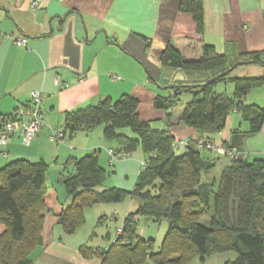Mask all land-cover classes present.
<instances>
[{
  "label": "trees",
  "instance_id": "obj_1",
  "mask_svg": "<svg viewBox=\"0 0 264 264\" xmlns=\"http://www.w3.org/2000/svg\"><path fill=\"white\" fill-rule=\"evenodd\" d=\"M179 10L189 13L201 32L202 0H180ZM159 60L161 65L181 71L182 79H170L162 86L171 93L157 94L155 108H172L178 95L188 92L191 98L177 123L195 129L200 136L220 131L232 110L248 122V133L260 131L264 103H246L245 98L252 88L264 85V74L239 77L232 73L245 64L264 67L262 52L242 53L230 60L212 45L203 44L199 58L186 59L167 44ZM225 82L233 85L231 95L214 91L218 83ZM138 104L136 97L127 94L116 99L104 97L95 105L65 112L61 127L65 135L72 136L101 124L103 137L115 140L116 151L131 155L138 150L146 165L140 167L130 192L101 188L106 172L96 151L72 157L73 173H59L70 200L65 205L58 200L56 190L45 184L44 161L15 159L0 168V264H32V251L42 245L46 213L56 216L62 228L72 232L83 223L85 206L120 202L127 195L134 200L135 209L124 217L121 232L106 250L79 246L84 258L98 257L100 264H145L147 260L185 264L197 256L203 260L213 253L233 251L236 258L224 264H264V160L229 159L218 177L204 181L202 174L213 168L219 156L205 155L197 140H188L178 154L180 148H172V113H167L164 129H152L140 120ZM12 113L4 116L0 125ZM141 216L167 221L157 250L153 249V239L136 233Z\"/></svg>",
  "mask_w": 264,
  "mask_h": 264
},
{
  "label": "crops",
  "instance_id": "obj_2",
  "mask_svg": "<svg viewBox=\"0 0 264 264\" xmlns=\"http://www.w3.org/2000/svg\"><path fill=\"white\" fill-rule=\"evenodd\" d=\"M33 1L35 9L31 8ZM179 2L0 0V121L37 90L42 94L44 124L29 144L22 143L19 133L14 134L1 149L0 168L15 159L73 165L72 157L96 151L93 147L77 155L65 150L70 141L51 144L50 128L61 129L65 112L95 105L104 97L116 99L127 94L137 98L141 93L152 101L162 91L168 95L169 90L162 86L170 79H180L182 72L161 65L160 52L167 44L186 59L199 58L201 46L207 44L230 60L242 53L262 52L264 61V0H202L201 32L192 16L179 10ZM19 37L26 38L25 45L14 44L13 38ZM235 73L239 77L262 75L264 67L240 65ZM151 82L158 89L152 88ZM63 83L67 86L61 87ZM229 84L227 95L233 92ZM245 102L262 105L264 85L252 88ZM150 108L151 104L144 110ZM179 115L174 114L175 124L170 128L175 141L207 138L215 145L237 147L243 160H264V122L260 131L248 133V122L232 110L220 131L200 136L195 129L177 123ZM219 172L220 168L206 175L216 178ZM144 219V223L153 220L139 218L136 233L141 238L139 222ZM58 226L56 216L46 213L43 245L35 248L39 253L32 257V264H100L98 257L84 258L76 243L55 236Z\"/></svg>",
  "mask_w": 264,
  "mask_h": 264
},
{
  "label": "rangeland",
  "instance_id": "obj_3",
  "mask_svg": "<svg viewBox=\"0 0 264 264\" xmlns=\"http://www.w3.org/2000/svg\"><path fill=\"white\" fill-rule=\"evenodd\" d=\"M236 75V73L234 74ZM189 76H187L188 78ZM147 79V77H146ZM182 79V77L180 78ZM180 79L177 78L179 81ZM185 81V79H184ZM170 83V80L166 82ZM230 82L218 83L214 87V91L226 93L225 90H229L231 85ZM152 88L158 89L157 85L154 83H150ZM225 88V89H224ZM139 91L146 92V90H142V88L138 89ZM171 92L168 93V95ZM141 96L137 97L139 99L138 104L140 106V110L138 111V115L140 120L147 121L149 123L150 128L152 129H164L166 127V115L168 112L172 113V117L174 119L175 113H181L185 103L190 100L191 95L188 92H182L178 95V101L175 102L172 108L163 109V108H155L153 105V99L150 101L148 95L141 94ZM156 95V94H155ZM162 95L166 96L165 92L162 91ZM152 102V103H151ZM151 104V110H144V108H148ZM54 128V127H53ZM56 128V126H55ZM50 128V132H51ZM57 129V128H56ZM103 125H98L90 130H79L72 136H67L64 141H70L67 144L65 150L73 152V154L82 155L87 152V150L91 151L93 147L96 149V155L99 156L100 166L104 168L106 172V177L101 185V188L104 187H117L125 191H132L136 182L137 175L139 170L142 168L140 165V161L143 159V156L140 154L138 150L134 151L129 157L124 159H116L113 163H110L108 160L107 149L110 147L116 146V142L114 139L108 140L105 139L102 135ZM129 132V131H128ZM37 136L32 137L28 141H25L20 137L23 144H29L30 140ZM10 139V138H9ZM8 139V140H9ZM202 139V138H201ZM49 140V137H48ZM198 141L200 140L197 139ZM50 141V140H49ZM63 141V142H64ZM186 141V140H184ZM188 141V140H187ZM51 144H64L58 143L55 141H50ZM226 145V144H223ZM92 147V148H91ZM72 148V149H70ZM99 148V151L97 150ZM116 149V148H115ZM114 149V150H115ZM183 149H178L177 153L182 152ZM201 151L207 155L211 154L209 151H206L204 148H201ZM93 152V151H92ZM212 157H218V155H207ZM230 158L225 156H219L217 159V163L213 166V168L209 169L207 172L202 174V178L205 177L212 181L213 178H208L210 172L218 171V169L222 168ZM239 159V158H236ZM141 167V168H140ZM74 167L72 164L68 163L64 166H54L53 163L47 164L46 172H45V183L47 187H53L57 194L58 200L61 201L64 205L67 204L68 197L65 191V188L61 181L59 180V173H72ZM209 172L208 175H206ZM204 176V177H203ZM135 204L134 200L127 195L122 201L116 203H97L94 205H88L84 207L83 223L79 224L72 230V232L65 231L62 226L59 224L58 227L55 228L54 233L55 236H58L63 242L67 243H76L77 246L86 245L91 249L98 250H106L111 243L115 240V233L122 227L124 217L128 211H134ZM45 217V216H44ZM149 220H152L148 217ZM203 219H207V216H204ZM144 219L139 222V228L141 233H143L144 238L153 239V249L157 250L161 245L163 237L167 231V221L162 219L159 221H150L146 222ZM44 222V220H43ZM43 226V223H42ZM43 245V238H42ZM36 246L37 248L39 246ZM69 245V244H68ZM78 246V248H79ZM35 247V248H36ZM34 248V249H35ZM36 248V249H37ZM32 251L31 257L37 256L38 251ZM91 258V257H89ZM236 258V254L233 251H225L219 253H213L208 256H205L203 260H201L198 256L192 258L185 264H224L225 262L233 261ZM145 264H155L152 260H147Z\"/></svg>",
  "mask_w": 264,
  "mask_h": 264
},
{
  "label": "built area",
  "instance_id": "obj_4",
  "mask_svg": "<svg viewBox=\"0 0 264 264\" xmlns=\"http://www.w3.org/2000/svg\"><path fill=\"white\" fill-rule=\"evenodd\" d=\"M37 7V3L33 1L31 3V8L35 9ZM2 41V34L0 32V43ZM13 42L16 46L25 45L26 38L19 37L13 38ZM83 78H79L81 81ZM67 86L66 83H63L61 87ZM41 103H42V94L35 90L32 91L29 95V100L24 103L18 105L11 116H8L2 120L0 125V153L4 151L1 150L7 143L8 139L11 138L14 134L19 133V136L22 137L25 141H28L34 136L38 135V132L41 128H43V115L41 111ZM66 135L62 129L52 128L49 136L50 141H55L58 143H62L65 139ZM197 145L200 148H204L209 153L218 156H225L230 159L240 158V151L237 147L232 145H215L209 140L200 139L197 140ZM188 141L178 140L175 141L172 145L174 150H177L179 147H185ZM107 153L109 155V162L112 163L116 159H124L129 157V153L116 151L112 148L107 149ZM146 162L144 160L141 161V166L144 168ZM119 231V230H117Z\"/></svg>",
  "mask_w": 264,
  "mask_h": 264
},
{
  "label": "bare ground",
  "instance_id": "obj_5",
  "mask_svg": "<svg viewBox=\"0 0 264 264\" xmlns=\"http://www.w3.org/2000/svg\"><path fill=\"white\" fill-rule=\"evenodd\" d=\"M187 144H188V143H187ZM187 144H186V145H187ZM186 145H185V146H186ZM153 220H154V219H153ZM154 221H156V220H154ZM120 232H121V228L119 229V231H117V232L115 233V237H114V238H116L117 234H119Z\"/></svg>",
  "mask_w": 264,
  "mask_h": 264
}]
</instances>
